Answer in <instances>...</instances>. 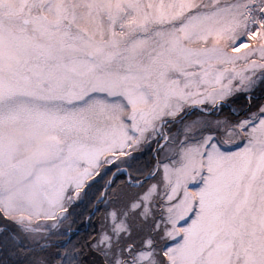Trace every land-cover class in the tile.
<instances>
[{
	"label": "snow or ice",
	"instance_id": "1",
	"mask_svg": "<svg viewBox=\"0 0 264 264\" xmlns=\"http://www.w3.org/2000/svg\"><path fill=\"white\" fill-rule=\"evenodd\" d=\"M0 264H264V0H0Z\"/></svg>",
	"mask_w": 264,
	"mask_h": 264
},
{
	"label": "rangeland",
	"instance_id": "2",
	"mask_svg": "<svg viewBox=\"0 0 264 264\" xmlns=\"http://www.w3.org/2000/svg\"><path fill=\"white\" fill-rule=\"evenodd\" d=\"M123 2H125V3H129L130 0H123ZM84 18L87 19V17H84ZM140 47L143 48V47H146V46H145V45H141ZM140 75L143 76L144 73L141 72ZM122 86L131 89V88L133 87V84H131V83H127V84H123ZM21 187H22L21 184H14V185H12L11 190H12L13 192H17V191L20 190Z\"/></svg>",
	"mask_w": 264,
	"mask_h": 264
}]
</instances>
